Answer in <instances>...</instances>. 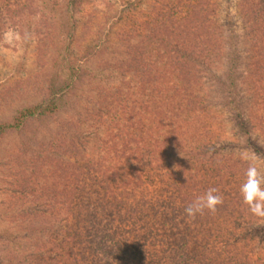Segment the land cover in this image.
<instances>
[{
	"label": "trees",
	"instance_id": "16d2710c",
	"mask_svg": "<svg viewBox=\"0 0 264 264\" xmlns=\"http://www.w3.org/2000/svg\"><path fill=\"white\" fill-rule=\"evenodd\" d=\"M103 1L0 0V29L45 10L47 25L55 15L64 30L47 96L0 133L65 112L77 84L124 79L109 95L88 97L96 86L79 95L87 104L62 121L46 179L26 188L33 203L23 211L51 215L38 230L57 252L51 263L264 264L254 253L264 252V218L242 202L247 163L233 156L242 146L264 157L254 135L264 131V0H151L144 12V0H129L112 35L94 11ZM79 25L96 29L74 54ZM211 187L223 204L189 218L185 206ZM0 239L24 252L18 234L1 228ZM25 255L46 263L34 249Z\"/></svg>",
	"mask_w": 264,
	"mask_h": 264
},
{
	"label": "rangeland",
	"instance_id": "374dc122",
	"mask_svg": "<svg viewBox=\"0 0 264 264\" xmlns=\"http://www.w3.org/2000/svg\"><path fill=\"white\" fill-rule=\"evenodd\" d=\"M127 1L129 0H104L93 5L97 22L100 24L103 21L106 34L110 32L112 35L120 27L124 20V4ZM150 2L151 0H144L141 12H144ZM43 11L37 10L34 15L29 16L26 14L19 17V20L5 18L0 29V124L10 122L19 109L39 102L47 96L48 76L53 70L52 59L61 51L64 30L54 24L55 15L52 17V25H47L48 21L45 20H49V17ZM232 12H235V8H232ZM119 16L122 21L112 24ZM95 29L93 25L88 32L79 25L73 42L74 54L91 43V32ZM97 63L96 59L91 65L96 66ZM96 85L77 84L67 97L65 112L55 118L28 120L21 129L0 133V229L6 228L18 234L23 240L21 246L24 250L19 252L13 241L3 242L0 239V264H27L25 254L33 249L40 255L45 254V264H52V261L58 259L57 252H46L48 235L38 232L51 215L44 213L33 216L23 211L33 203V197L26 188L34 181L41 184L46 179L44 176L49 170V163L46 161L47 157L52 155L48 148L62 130V121L75 120L78 117L77 112L83 110V104H87L80 101L79 95ZM112 85L114 88H109ZM119 86L124 87V79L120 77L109 83H101L95 90L86 94L94 98L97 95L96 88H104L109 95V92ZM254 135L257 141L264 144V131L260 132L259 129ZM235 142L242 141L237 138ZM240 153L255 154L264 158L242 146L234 149L233 156L238 157ZM40 200L43 202V199ZM31 229L35 230V235H27ZM36 242L41 243L37 248ZM254 253L264 258V252Z\"/></svg>",
	"mask_w": 264,
	"mask_h": 264
},
{
	"label": "clouds",
	"instance_id": "9594fccd",
	"mask_svg": "<svg viewBox=\"0 0 264 264\" xmlns=\"http://www.w3.org/2000/svg\"><path fill=\"white\" fill-rule=\"evenodd\" d=\"M238 158L247 163L244 180L239 187L242 202L248 206L252 215L264 218V158L247 153H240ZM223 202L219 189L211 187L186 205L184 212L189 218H195L205 211L214 214L217 206Z\"/></svg>",
	"mask_w": 264,
	"mask_h": 264
}]
</instances>
